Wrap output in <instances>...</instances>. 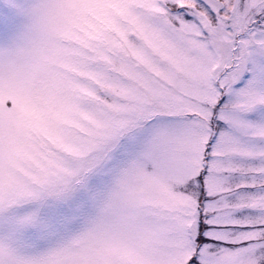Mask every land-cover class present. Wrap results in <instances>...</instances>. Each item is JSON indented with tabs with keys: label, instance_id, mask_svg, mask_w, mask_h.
Instances as JSON below:
<instances>
[{
	"label": "snow or ice",
	"instance_id": "snow-or-ice-1",
	"mask_svg": "<svg viewBox=\"0 0 264 264\" xmlns=\"http://www.w3.org/2000/svg\"><path fill=\"white\" fill-rule=\"evenodd\" d=\"M0 264H264V0H0Z\"/></svg>",
	"mask_w": 264,
	"mask_h": 264
}]
</instances>
